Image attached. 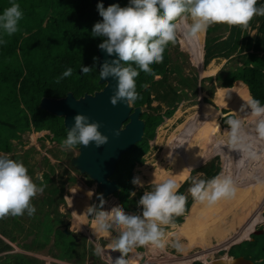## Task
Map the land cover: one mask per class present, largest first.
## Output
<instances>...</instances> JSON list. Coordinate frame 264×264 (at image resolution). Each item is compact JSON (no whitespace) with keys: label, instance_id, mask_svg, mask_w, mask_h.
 <instances>
[{"label":"trees","instance_id":"obj_1","mask_svg":"<svg viewBox=\"0 0 264 264\" xmlns=\"http://www.w3.org/2000/svg\"><path fill=\"white\" fill-rule=\"evenodd\" d=\"M11 2L12 0H0V12L10 6ZM15 2L20 5L23 17L19 21L18 31L10 36L4 35L6 43L0 45V151L12 154L13 158L22 160L27 165L29 151L23 155L16 152L14 142L21 143L23 133L46 130L51 133L47 137L61 144L68 132L63 116L41 107L42 98H62L69 92L80 98L87 93L93 94L105 86V83L100 82L98 59L94 60V57L98 58V44L103 38L91 35L94 24L103 18L99 14L97 4L92 0H15ZM119 2L122 6L128 4V0ZM261 4H264V0H257V5ZM104 6L107 7L105 4ZM249 27L255 31L254 34L248 30ZM220 29H227L229 33L226 36L221 32L217 33ZM172 44L170 42L165 48L163 62L150 66L152 74L140 71L136 77L138 98L133 106L146 108L143 115L141 114L145 121L146 135H143L142 140L138 141L134 148L122 154L111 176L120 186L114 195L132 212L139 211L136 201L143 192L139 190L135 196L131 195L135 187L129 186L135 177V166L145 160L144 155L151 161L157 157L159 147L156 145L152 148L150 140L154 138L156 128L165 116L170 117L174 114L179 93L188 94L187 88L193 89L196 93L198 89V76H184L178 63L172 66L170 54ZM204 49L205 65L214 59H226L229 62L238 55L240 60L232 66H223L216 76L206 78L214 81L212 86H206L210 95H214L219 87L229 88L236 81L242 80L241 84L244 87L241 90L248 93L249 88L251 97L264 103V16H254L247 27L224 23L210 25L206 30ZM82 65L89 66L91 71L83 74L80 69ZM68 67L73 69L71 76L57 82V77ZM173 72L178 73L177 85L168 81L170 73ZM157 76L160 78H156ZM249 98L250 95L247 99ZM156 100L160 103L153 106L152 103ZM246 100L243 101V105H246ZM204 101L212 102L206 96ZM161 103L167 106L164 113L153 114L148 111V109L160 111ZM230 116L235 115L228 114L225 119ZM44 161L47 169L43 171V178L37 181V185H44L46 194L39 199L33 198L32 203L37 209L35 215L28 216L25 213L23 216L8 215L0 218V264H39L38 258H31L21 252H12L14 247L3 237L26 249L37 251L46 248L50 255L60 259L84 260L83 248L68 246L67 236L74 240L73 237L58 227V224L63 222L61 216L66 214L59 210V205L65 203L64 182L60 180L59 183L53 176L55 165L51 163L49 157L44 156ZM70 164L72 169L79 170L75 162ZM200 169L207 180L216 176L221 166L213 160L199 169H193L190 176ZM28 171L30 175L33 174L30 168ZM68 179L73 180V177L69 176ZM190 182V179H186L179 191L184 193ZM147 186L151 189V183ZM192 200H194L192 196L186 200L185 212L188 211ZM69 201L74 206L82 200L77 201L74 196V199L70 198ZM51 210L56 213L54 216L51 215ZM174 219L175 226H179L177 224L183 221V215ZM169 227L165 226V229ZM258 235L252 234L254 239L239 244L242 246L241 251L246 253L245 256L254 259L255 264H264V240ZM27 239L30 241H26ZM91 254L94 256L93 252Z\"/></svg>","mask_w":264,"mask_h":264},{"label":"clouds","instance_id":"obj_2","mask_svg":"<svg viewBox=\"0 0 264 264\" xmlns=\"http://www.w3.org/2000/svg\"><path fill=\"white\" fill-rule=\"evenodd\" d=\"M97 9L103 19L94 24L91 35L103 38L98 44L100 49L109 56L115 54L111 61L103 62L99 78L116 80L114 94L110 98L113 105L124 102L131 107L138 98L136 77L139 72L152 74L150 66L163 62L165 48L170 42H176L177 18L185 15L190 18L191 23L185 26L184 34L193 38L212 24L247 27L254 16H264V4L258 6L257 0H128L126 6L114 3L107 7L100 0ZM22 17L23 12L15 0L0 12V45L6 43L4 35L10 36L18 31ZM80 69L83 74L91 71L85 65ZM72 71L68 67L57 77V82L71 76ZM245 107H250V114L256 118L251 132L245 131L238 116H230L225 119L228 125L226 137L217 143L218 148L223 149L222 146L226 145L228 149L241 153L238 166L243 165L244 159L254 158L255 144L264 141V103L250 97ZM68 129L66 138L61 141V148L65 151L76 145L87 146L93 141L99 146L108 140V136L100 131V123L90 121L84 113H77ZM185 179L191 180L188 192L194 201L207 206L221 200H233L238 194L230 174L220 173L207 180L195 175ZM243 179L249 183L250 175H244ZM132 183L145 187L139 176L133 177ZM180 187L174 176L154 178L151 189L145 190L136 201L137 212H127L121 206H114L110 211L98 209L95 205L86 209L85 213L95 218V224L91 225L97 236L95 240L106 239L107 249L120 252L119 256L110 257L108 264H128L126 254L140 246L163 249L170 244L177 251H183L180 235H175L170 241L165 232V226H174V218L185 213L187 197L179 191ZM43 191L44 185L38 186L34 182L22 160L0 152V218L23 216L25 213L35 215L37 209L32 200ZM131 195L135 196L136 192ZM100 203H104L102 194ZM113 232L117 235L113 236ZM231 249L225 252L226 257ZM94 250L97 255H103L105 248L96 243Z\"/></svg>","mask_w":264,"mask_h":264},{"label":"rangeland","instance_id":"obj_3","mask_svg":"<svg viewBox=\"0 0 264 264\" xmlns=\"http://www.w3.org/2000/svg\"><path fill=\"white\" fill-rule=\"evenodd\" d=\"M176 23L178 25L177 40L170 47V54L172 57L171 64L173 66L175 63H178L182 68V74H184V76H198V89L195 93L193 89L187 88L186 90L188 94L183 92L181 93L179 91L180 97L177 101V108L174 114L170 117L165 116L164 120L156 128L154 138L150 140V145L152 148L156 145L159 147L157 157L154 161H151L149 157L147 158V155H144L145 160L142 163L137 164L134 168L135 177L139 176L140 179L144 181L145 187L141 188L131 182V187L129 186V188L135 187L134 190L136 193L139 190H142L144 192L145 190H150L147 184H150L154 178H167L170 175L174 176L180 182H185V177H187V175L190 176L192 172L188 174L189 170H181L182 174H179L176 172V169H178L177 167H179V163L184 159L187 160L188 157L194 158V161H191V167H193V163L194 166H196L203 163L204 161H207L208 163L213 160L216 164H220L222 168L224 167V174H230L235 181L238 192L237 197L233 200L218 201L213 206H207L206 204H202L198 201L192 200L193 208L191 213L186 216L185 220H183L182 223L177 224L180 227L179 233L181 234L180 237L183 246L187 248V245L189 243H191L192 245L187 250L184 249V251H178V253L180 255L188 257L189 264L193 262H203V260L206 261L207 264H212V260H215L217 258L225 260L226 254L224 253L229 251V248L233 247L235 244L237 245L233 247V250H231L229 254L233 257L245 256L246 253L241 251L242 246H240V244L238 243L240 241L251 240L253 233L258 234L261 233L262 230H264V157L258 156V154L261 155V152L264 149V141H260L255 144V157L250 158V160L244 159L242 166H238V159L241 156V153L238 150H230L226 145L222 146L223 149L217 147L218 141L221 140V138L226 137V131L224 129L228 128V125L225 123L224 120L223 124L227 127L221 125L222 129L216 133L212 130L215 124V120H218L221 115V111L217 110V104L221 105L222 103L220 102L221 98L226 97L228 100L232 99L234 107H232V105L231 107L229 105L224 106H228L231 110H233V112L237 114V116L241 119L246 132H251V129L253 127V121L256 119L252 115L248 116L247 118H244V113L247 111L244 109H247L248 107H245V105H243V101L248 98L249 93L244 92L243 90H238L236 88L229 89L219 87L218 89L216 88L217 91L216 93L214 92V95H210L208 90L206 89V86L210 87L214 83V81H210L206 78H208L209 76H216L219 69L223 66H232L235 63L239 62V55L236 56L237 58L234 57L229 62H227L226 59H214L208 65H205V49L203 48H205L206 31L199 33L193 38H188L185 36L184 32L185 26L191 23L190 18L185 15L183 18H178ZM248 30L252 34H254L255 32L254 30H251L250 27L248 28ZM219 32H221L225 36L229 33L227 29H220L219 31H217V33ZM170 75L171 76L168 81L172 82L173 85H177L178 73L173 72V74L170 73ZM156 78H160V76H157ZM205 96L211 99L212 102H204L203 100ZM159 103L160 101L156 100L152 103V105L157 106ZM161 105L162 109L160 111H154L152 109H148V111L153 114L159 112L164 113L167 106L165 103H161ZM210 106H215L216 111L219 112L216 116H214V114L212 113L213 108L210 109ZM224 106L221 105V109ZM143 109L145 110L146 108L143 107ZM48 134L51 133L46 130L27 131L22 134L21 143L19 141H14L16 146V152L21 153L23 155L25 152L29 151V154L27 155L26 166L28 169L30 168L33 171V174L31 176L34 182L37 183L38 180H41L43 178V171L47 169V166L44 161V156H47L49 157L51 163L55 165V175L53 176L57 178V181H59V183L60 180L64 182L63 196L66 197L70 206V210H75L77 207L81 206L79 205L81 204L80 202L72 206L69 199H74V196L77 201H81L82 198L86 197L91 192L92 198H94V193L96 194V197L101 198V194L103 195V192L100 189L99 185H97L96 181L88 177L81 170H75L71 168L70 162H75V159L79 154V147H73L71 150L65 151L61 148V144H58L55 141H52L49 137H47ZM216 149L217 151L215 153L214 150ZM177 154L178 156H176ZM10 155L12 156V154ZM174 157L181 159V161L176 160L175 162ZM195 158H198V161L195 160ZM205 164L206 163L200 165L197 168L199 169ZM260 170L263 171L259 174V178L261 179V181H258L257 183H251L253 177L252 172H260ZM247 174L251 176L249 179V183L245 182L243 179L244 175ZM193 175L204 179V174L202 173L201 169L200 171H196L195 173H193ZM241 175L243 176L241 178L243 179V183L240 182L241 179L239 177ZM69 176H72L73 180H69ZM81 179L88 184L90 183L89 185H92V187H89L84 184ZM190 184L191 182L187 185L186 190L184 191L187 200H189V198L191 197V194L188 192ZM250 184H252V187L255 188V192L251 195V199L249 198V196L246 195L242 197L241 192L243 191V189L244 191H246L245 188H249ZM245 185L248 186L245 187ZM93 188L95 190H93ZM92 190L94 191V193L92 192ZM244 193L245 192H243V194ZM45 194L46 191L44 187L43 193L37 194V196L34 198L39 199ZM65 197L64 201L66 200ZM103 199L108 201H104L103 205H101L99 200L96 205L98 209L103 208L104 205L107 206V208H111L112 206L114 207V204L117 202V200L114 198L112 199V201H110V196H103ZM65 203L64 205L61 203L59 205V208L65 211L66 214L67 212H70V215H64V218L68 219V217H71V211L67 209V205H65ZM230 204L235 209V216L232 217L225 216V213L221 212V208L226 206L227 208H230ZM51 213H53L52 210ZM245 213L248 215V218H246L245 221L241 222L240 225L244 228L246 226L249 227L254 220L252 228L253 230L251 229L248 232V235L244 236V238L237 239L238 241L230 240V235L233 232L228 233L227 229L234 228L238 216L244 215ZM239 218L241 219V217ZM197 219L203 220L204 222H206V224L210 220L212 222V220L218 219L219 223L217 222V226L222 231H220L218 227H216V229H218L217 232L219 231L220 235H216V231L214 232L213 229H208L209 236L207 235L206 238L203 240H201L200 238L199 240L195 241L196 244H193L191 238L193 236H199L196 230L198 229V227L196 226L199 223ZM26 222H29V220H26ZM177 227L178 226L175 225L173 227H170L172 228L171 230L174 231V235L178 234L175 231ZM221 227L226 230L224 233ZM167 231L168 229H165L166 234ZM223 236H225V240L223 239ZM258 236H260L261 239L264 240V233L259 234ZM67 240L68 243L66 244L68 246H77L78 248H85V241L78 243L72 240L70 236H67ZM26 241L30 240L27 239ZM19 247H17V250L19 251H21V249H24L23 246V248ZM223 251L224 253L221 254ZM208 254L209 257H203L204 255ZM48 258H41L44 261L42 262V264H50L48 263Z\"/></svg>","mask_w":264,"mask_h":264},{"label":"water","instance_id":"obj_4","mask_svg":"<svg viewBox=\"0 0 264 264\" xmlns=\"http://www.w3.org/2000/svg\"><path fill=\"white\" fill-rule=\"evenodd\" d=\"M92 2L98 4L100 0H92ZM103 3L106 6L114 3L122 6L119 0H103ZM114 56L115 54L109 56L105 50L98 48L99 70L105 60L111 61ZM100 82L105 83L101 90L93 94L87 93L80 98L75 97L72 92L62 98L43 97L41 107L53 114L63 116L67 129L74 123V116L77 113H84L90 117V121L100 123V131L108 136V140L99 146L94 141L87 146L79 145L75 165L96 181L103 192L102 196L109 197L120 189L117 180L111 178L117 161L123 153L142 140L145 121L141 118L144 111L142 106L131 107L124 102L116 105L111 103L110 98L114 94L116 85L115 79L100 78ZM70 227L69 222L64 223L62 225L64 233L71 235L77 241L81 240L79 235L71 231ZM212 264H255V262L243 256L228 255L225 260L220 258L212 260Z\"/></svg>","mask_w":264,"mask_h":264},{"label":"crops","instance_id":"obj_5","mask_svg":"<svg viewBox=\"0 0 264 264\" xmlns=\"http://www.w3.org/2000/svg\"><path fill=\"white\" fill-rule=\"evenodd\" d=\"M239 79H241V78L239 77ZM242 82H243L242 80L236 81L232 87H229V89L230 88H232V89L236 88L238 90H241V86L244 87L241 84ZM247 91L251 97V93L249 91V88L247 89ZM217 106H218L217 110L221 111V113H220L221 115H220L218 120L222 126L227 127L226 125L223 124V121L225 120V116L228 114H235V116H237V114L235 112H233V110H231L228 106H224L222 109H221V105L217 104ZM204 163H207V161H204L203 163H201L199 165L191 167L188 174H190L193 169H196L197 167H199L200 165H202ZM224 170H225V168L221 167V170L219 171L218 174L224 173ZM187 177H189V176L187 175ZM184 180L186 181V179H184ZM83 182L87 186L92 187V185L90 186L85 181H83ZM183 182H180V184H182ZM94 188H95V186H94ZM94 188H93V190H95ZM93 190H92V192L94 193ZM254 192H255V190L251 193V195ZM251 195L249 196L250 199H251ZM113 198L117 200V202L114 204V206H121V207L125 208L123 201L119 197L113 195V196H110L109 200L112 201ZM65 199H66V197H65ZM99 200H100V198L96 197L95 193H94V198H92V195H87L86 197L82 198L81 204H79L82 206L85 205L84 208L80 209L79 211H76V210H70L69 203L66 199L65 205H67V209H69L71 211V217H68V219H65L64 215H62L61 219L63 222L58 224V227L60 229H62V225L68 221L71 224V227H70L71 231L76 233L77 235H79V237L81 238V240H79V241L75 240L74 238L73 239L78 243L85 241V243H84L85 248H83V250H82L84 252V254H83L84 260L82 259V261L77 260L78 258L60 259V258L54 257L48 253V249H46V248L42 249V250L34 251V250L26 249L24 247V249H21V251H19V250H17V247L20 246L21 248H23L21 245H18L17 243H13L5 237H3V238L14 247V250H12V252H21V253L26 254L27 256H29L31 258H33V257L38 258L39 257L40 258V259L38 258L39 264H42V262H44L41 258L46 259L48 257H49L48 263H50V264H108L109 258L110 257L115 258V257L119 256L120 252L119 251H111V250L107 249L108 240H106V239L95 240L97 238V236H96V233H95L93 227L91 226V225L95 224V218L92 217L91 214L87 215L85 213L86 209L89 206H91V205L96 206ZM104 201L106 202L108 200H104ZM62 204L64 205V203H62ZM111 208H107V206H105V205L103 206V210H106V211H110ZM192 208H193V204L191 203L188 211L185 212L183 215V220H185L186 216L191 213ZM222 209H223V212L225 213V216H231V217L235 216V210H234L232 205L230 208H227V206H226V207H223ZM59 210L62 213H66L65 211H63L60 208H59ZM125 210L130 212V213L132 212V211L127 210L126 208H125ZM68 213H70V212H67V214ZM55 214L56 213L54 211H53V213H51L52 216H54ZM67 214H65V215H67ZM170 227H173V226H170ZM170 227L168 228L167 235L169 237V240L171 241V239H173L175 235H174V231L171 230L172 228H170ZM178 227L176 228L175 231H176V233H178V235L181 236V234L179 233L180 227L179 228ZM62 231H63V229H62ZM112 235L115 236V235H117V233L113 232ZM252 239H254V238H251V240ZM240 242H242V241H240ZM96 243H99L102 247L105 248L103 255H97L96 254V252L94 250ZM184 249L187 250L188 248H185V246H183V251H184ZM230 249H231V247H230ZM91 252L94 253V256L91 254ZM243 257L252 259L251 257H247V256H243ZM126 259L128 261V264H189L188 257L180 255L175 248L171 247L170 244L166 245L165 248H163V249L156 248L154 246H147V245L136 247V248L132 249L129 253L126 254ZM252 260L254 261V259H252ZM193 263H190V264H193ZM203 263L207 264V262L204 260H203Z\"/></svg>","mask_w":264,"mask_h":264},{"label":"bare ground","instance_id":"obj_6","mask_svg":"<svg viewBox=\"0 0 264 264\" xmlns=\"http://www.w3.org/2000/svg\"><path fill=\"white\" fill-rule=\"evenodd\" d=\"M220 102H222L221 103V105L222 106H224V105H229L230 107H231V105H232V107H234L233 105V101H232V99H230V100H228L226 97H223V98H221L220 99ZM207 108V107H206ZM215 109V110H213V109ZM210 109H212V113L214 114V116H216L219 112L218 111H216V108H215V106L214 107H212V106H210ZM208 110V109H207ZM244 110H247L245 113H244V118L246 117H248V116H251V114H250V112H251V109H250V107H248L247 109H244ZM143 115V114H142ZM213 124V123H212ZM222 129V126H221V124H220V122H219V120H215V124H214V127L212 128V130L216 133V132H218V131H220ZM223 129H224V127H223ZM225 131H226V129H224ZM199 137V136H198ZM178 140V139H177ZM176 140V141H177ZM183 141H185V140H183ZM182 141V142H183ZM173 143H175V142H173ZM179 143V142H178ZM184 146V145H183ZM134 148V147H133ZM181 151V150H180ZM215 151V153H216V151H217V149L216 150H214ZM213 151V152H214ZM218 153V152H217ZM125 154V153H124ZM176 156H178V154L176 155ZM258 156L259 157H264V149L262 150V152H261V155L260 154H258ZM228 158V157H227ZM247 160L249 159L250 160V158H246ZM176 160H180L181 161V159H179V158H175L174 157V161L176 162ZM195 160H197L198 161V158H195ZM259 160V159H258ZM173 161V162H174ZM191 161L193 162L194 161V158L193 157H188L187 158V160H183V161H181L179 164V167H177L178 169H176V172L177 173H179V174H182V171L181 170H183V171H187V170H190V169H188V168H191ZM198 163V162H197ZM193 166H194V163H193ZM175 167V166H174ZM256 167V166H255ZM178 170V171H177ZM179 171H181V172H179ZM261 172H263V171H261L260 170V172L258 171V172H252V174H253V177H252V182L251 183H257L258 181H261V179L259 178L260 176H259V174L261 173ZM179 174H178V176H179ZM151 175V174H150ZM243 176L241 175L239 178L241 179ZM251 177V176H250ZM259 179H258V178ZM254 178H257V179H254ZM254 179V180H253ZM178 182H180V181H178ZM241 183H243V179H241V181H240ZM244 185V184H243ZM248 185H245V187H247ZM253 185L252 184H250V186H249V188H245V190L246 191H244V189H243V191L241 192V194H242V197H244V195H246V196H250L251 195V193L255 190V188L254 187H252ZM243 192H245L244 194H243ZM251 201V200H250ZM85 206V205H84ZM84 206H79V207H77L75 210L76 211H79L80 209H83L84 208ZM235 210V209H234ZM221 212L223 213V209L221 208ZM246 213H248V212H246ZM244 214V215H239L238 216V219H237V222H235V227L234 228H229V229H227V232L228 233H230V232H233V233H231V238H230V240H237V239H242V238H244V236H247L248 235V232L253 228V222H254V220H253V222L251 223V225L248 227V226H246L245 228L242 226L241 227V222H243V221H245V219L246 218H248V215L247 214ZM239 217H241V219L239 218ZM197 221H199V223L197 224V226L196 227H198V229H196L197 230V233H198V237H196V236H193L191 239H192V243L193 244H196L195 243V241L196 240H199L200 238H201V240H203V239H205L206 238V236L208 235L209 236V234H208V229H213L214 230V232L216 233V235H220L219 234V231L217 232V230L219 229V227L217 226L218 224H217V222L219 223V220L218 219H216V220H212V222H211V220L206 224V222H204L203 220H199V219H197ZM68 222V221H67ZM247 223V222H246ZM208 227H210V228H208ZM216 227H218V229H216ZM223 227V226H222ZM221 227V228H222ZM223 229V228H222ZM220 230V229H219ZM253 230V229H252ZM220 231H222V230H220ZM226 230H224L223 229V233L225 232ZM189 234V233H188ZM184 236H186V235H184ZM190 239V238H189ZM190 239V240H191ZM223 239L225 240V236H223ZM223 240V241H224ZM229 240V241H230ZM238 241V240H237ZM236 241V242H237ZM231 243V242H230ZM204 244V243H203ZM192 245H191V243H189L188 245H187V248H190ZM228 252V251H227ZM207 253V252H206ZM200 254V253H199ZM203 257H209V254L208 255H204ZM202 257V258H203Z\"/></svg>","mask_w":264,"mask_h":264},{"label":"flooded vegetation","instance_id":"obj_7","mask_svg":"<svg viewBox=\"0 0 264 264\" xmlns=\"http://www.w3.org/2000/svg\"><path fill=\"white\" fill-rule=\"evenodd\" d=\"M219 254H220V253H219ZM221 254H222V253H221ZM221 254H220V255H221ZM224 254H225V253H224ZM228 254H229V253H228ZM229 255H230V254H229Z\"/></svg>","mask_w":264,"mask_h":264}]
</instances>
